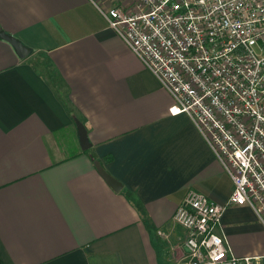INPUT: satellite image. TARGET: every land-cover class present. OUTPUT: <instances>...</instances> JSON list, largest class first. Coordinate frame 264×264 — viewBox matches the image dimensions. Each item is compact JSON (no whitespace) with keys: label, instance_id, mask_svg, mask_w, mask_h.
<instances>
[{"label":"crops","instance_id":"obj_1","mask_svg":"<svg viewBox=\"0 0 264 264\" xmlns=\"http://www.w3.org/2000/svg\"><path fill=\"white\" fill-rule=\"evenodd\" d=\"M134 1L0 0V30L29 49L0 38V264H182L187 189L225 203L230 178L98 11ZM217 232L264 264L251 208L227 206Z\"/></svg>","mask_w":264,"mask_h":264},{"label":"built area","instance_id":"obj_2","mask_svg":"<svg viewBox=\"0 0 264 264\" xmlns=\"http://www.w3.org/2000/svg\"><path fill=\"white\" fill-rule=\"evenodd\" d=\"M133 8L98 11L232 183L223 204L187 189L175 208L182 264H260L233 255L217 229L230 205L251 208L264 229V0H135Z\"/></svg>","mask_w":264,"mask_h":264},{"label":"water","instance_id":"obj_3","mask_svg":"<svg viewBox=\"0 0 264 264\" xmlns=\"http://www.w3.org/2000/svg\"><path fill=\"white\" fill-rule=\"evenodd\" d=\"M0 38L7 41L12 48L14 49L15 53L19 58H24L29 53V49L25 47L18 39L9 35L0 30ZM77 133H78V140L79 145L82 150L88 148L89 143L86 138L85 130L81 126V124L77 123ZM94 166L99 173V175L103 178V180L113 189L117 190V181L113 179L100 165L97 161H94Z\"/></svg>","mask_w":264,"mask_h":264}]
</instances>
